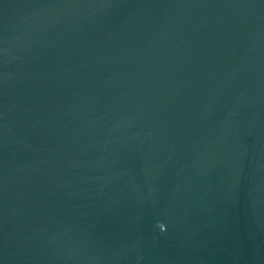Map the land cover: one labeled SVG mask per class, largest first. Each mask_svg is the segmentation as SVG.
Masks as SVG:
<instances>
[{
  "label": "water",
  "instance_id": "1",
  "mask_svg": "<svg viewBox=\"0 0 264 264\" xmlns=\"http://www.w3.org/2000/svg\"><path fill=\"white\" fill-rule=\"evenodd\" d=\"M0 264H264V0H0Z\"/></svg>",
  "mask_w": 264,
  "mask_h": 264
}]
</instances>
